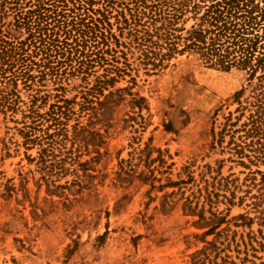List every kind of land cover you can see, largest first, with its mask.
Wrapping results in <instances>:
<instances>
[{"label": "rangeland", "instance_id": "374dc122", "mask_svg": "<svg viewBox=\"0 0 264 264\" xmlns=\"http://www.w3.org/2000/svg\"><path fill=\"white\" fill-rule=\"evenodd\" d=\"M194 23L188 21L186 28ZM79 83L75 79L71 85ZM115 85L114 91L128 87L132 95L110 96L103 108L82 119L104 135L105 143L98 154H80L82 162L95 157L90 163L94 177L82 179L86 187L80 193L76 185L67 195L47 192L30 159L38 157V149L23 146L16 122L21 114L0 113V264H192L193 254L211 241L217 248L200 257L203 264H264V184L258 172L264 173V165L238 157L232 133L223 134L229 114L235 122L241 113L236 93L245 88L243 105L250 95L247 72L208 67L199 53L190 52L151 74L132 71ZM76 92L70 86L68 97ZM139 98H144L141 110ZM240 119L233 129L246 116ZM242 134H234L235 143H241ZM73 150L64 162L71 169L76 166ZM147 155L163 161L147 166ZM188 175L195 182L159 188ZM72 179L68 174L58 184ZM205 181L210 186L220 182L221 195H235L233 205L220 196L214 209L229 215L220 236L210 235L179 201ZM240 215L254 218L251 227L236 220Z\"/></svg>", "mask_w": 264, "mask_h": 264}, {"label": "trees", "instance_id": "16d2710c", "mask_svg": "<svg viewBox=\"0 0 264 264\" xmlns=\"http://www.w3.org/2000/svg\"><path fill=\"white\" fill-rule=\"evenodd\" d=\"M10 16L12 21H7ZM190 20L195 23L187 29ZM190 52L199 53L208 67L247 72L250 95L243 105L245 88L236 93L241 113L235 122L229 114L223 134L227 129L232 133L230 143L238 157L264 165V0H0V113L21 114L16 122L21 124L23 146L38 149V157L30 159L38 165L47 192L67 195L65 191L76 185L80 193L86 187L82 179L94 177L90 163L95 157L82 162L80 154H98L105 137L82 119L103 108L110 96L122 99L123 91L132 95L128 87L114 91L120 79L139 69L157 72L177 55ZM75 79L78 86L71 85ZM70 86L77 90L72 98ZM143 101L137 102L140 110ZM244 116L241 127L233 129ZM238 132L243 133L241 143L234 142ZM73 147L76 166L71 169L64 162L74 154ZM161 160L147 155L146 164ZM258 172L264 184V173ZM68 174L74 179L58 184ZM193 182L194 176L188 175L186 180L169 179L159 188ZM205 183L179 201L185 213L199 217L210 235L220 236L229 215L214 209L220 196L233 205L235 195H221L220 182ZM236 220L251 227L254 218L240 215ZM215 248V241L208 242L193 254L192 264H203L200 257Z\"/></svg>", "mask_w": 264, "mask_h": 264}]
</instances>
